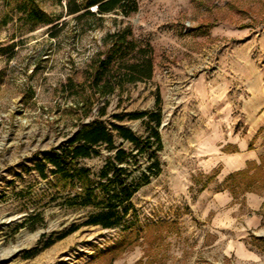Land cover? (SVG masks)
<instances>
[{
	"label": "rangeland",
	"instance_id": "374dc122",
	"mask_svg": "<svg viewBox=\"0 0 264 264\" xmlns=\"http://www.w3.org/2000/svg\"><path fill=\"white\" fill-rule=\"evenodd\" d=\"M135 1L78 18L65 0H0V264H264V128L250 131L243 105L246 83H264V0ZM148 57L152 77L133 79L124 65ZM109 60L106 91L95 76ZM150 113L152 148L112 131L137 185L129 205L114 227L88 224L115 201L99 176L113 152L79 159L87 183L36 164L94 118L145 139ZM242 147L259 153L240 167Z\"/></svg>",
	"mask_w": 264,
	"mask_h": 264
},
{
	"label": "trees",
	"instance_id": "16d2710c",
	"mask_svg": "<svg viewBox=\"0 0 264 264\" xmlns=\"http://www.w3.org/2000/svg\"><path fill=\"white\" fill-rule=\"evenodd\" d=\"M67 1V12L68 14H77L78 18L85 16H101L107 13H114L121 11L125 14L131 12L136 8L135 0H65ZM29 16L33 19H46L44 11L37 5L33 6V9L29 12ZM109 61H102L101 72H98L95 76V86L98 85V81L101 79L102 74L108 75L104 88L106 91L113 90L111 81L112 70L108 68ZM127 69L133 72L132 78H151L153 74V62L151 58L141 59L137 63L131 65H124ZM111 74V75H110ZM136 76V77H135ZM89 105V104H88ZM87 105L85 113H89L91 106ZM101 108V113L103 112ZM148 115L146 112L132 114V118H143ZM149 116H154L156 126L152 129V134L145 139L137 136L130 128L119 125L115 122H111L109 125L103 121L94 118L81 125V127L74 133V135L66 142V144L60 149H54L48 152L44 160H40L36 166L42 176H46L45 170L48 164L53 166L52 172L62 174L65 178L74 179L78 178L81 181H89L88 173L90 169L85 167H78L77 163L80 158H88L95 154H98L97 147L102 144H106L107 148L113 152L112 155L108 156L106 164L100 170V178H107L116 180L117 190L112 195L115 201L110 203L108 211H101L91 217L88 224H99L104 228L114 227L120 220L117 215L115 208L118 203L129 205L130 200L137 190V185H134L130 181L129 176L122 178V174L125 171L123 166H120L126 159L128 152L121 145H117L115 142V136L113 130L117 132V135L125 141H130L135 145L141 146V149L152 148V138H154L159 144L161 142L160 134L157 127L161 123L160 115L156 113H150ZM117 118H122L117 116ZM112 172V173H111ZM111 173V174H110ZM145 177H148L144 174ZM101 186L102 192H108V189L102 181L98 183ZM87 188V199L85 205L90 204V200L93 198V191L89 184H86ZM119 200V201H118ZM125 212L127 206L124 207ZM77 227L70 228L66 233L59 235L56 239H50L44 247L50 246L54 241L63 238L65 235L76 230Z\"/></svg>",
	"mask_w": 264,
	"mask_h": 264
},
{
	"label": "crops",
	"instance_id": "0c3cea01",
	"mask_svg": "<svg viewBox=\"0 0 264 264\" xmlns=\"http://www.w3.org/2000/svg\"><path fill=\"white\" fill-rule=\"evenodd\" d=\"M246 86L249 90V95H247V98L244 99L245 102L243 105L249 121L250 131L257 133L262 127L264 128V83L260 80L258 81V79L254 77L246 83ZM253 137L256 138V135ZM258 153V148L250 150L248 148L242 147L240 156L241 165L239 166H243V164H245L246 160L248 159H255ZM249 198V202L255 207L259 206L262 200L255 197V195H249ZM223 210H225V208ZM217 221V224H219L218 226H221L222 222H220V217H218ZM253 222H258V218L255 217L252 219V223Z\"/></svg>",
	"mask_w": 264,
	"mask_h": 264
}]
</instances>
